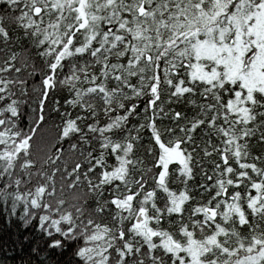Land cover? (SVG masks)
<instances>
[{
    "label": "snow or ice",
    "instance_id": "6c2138e0",
    "mask_svg": "<svg viewBox=\"0 0 264 264\" xmlns=\"http://www.w3.org/2000/svg\"><path fill=\"white\" fill-rule=\"evenodd\" d=\"M0 264H264V0H0Z\"/></svg>",
    "mask_w": 264,
    "mask_h": 264
},
{
    "label": "trees",
    "instance_id": "16d2710c",
    "mask_svg": "<svg viewBox=\"0 0 264 264\" xmlns=\"http://www.w3.org/2000/svg\"><path fill=\"white\" fill-rule=\"evenodd\" d=\"M0 223H2V217H0Z\"/></svg>",
    "mask_w": 264,
    "mask_h": 264
}]
</instances>
